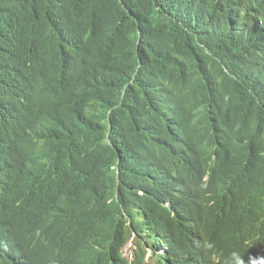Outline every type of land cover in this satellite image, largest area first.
<instances>
[{
	"label": "trees",
	"instance_id": "obj_1",
	"mask_svg": "<svg viewBox=\"0 0 264 264\" xmlns=\"http://www.w3.org/2000/svg\"><path fill=\"white\" fill-rule=\"evenodd\" d=\"M263 139L264 0H0V264L264 258Z\"/></svg>",
	"mask_w": 264,
	"mask_h": 264
},
{
	"label": "clouds",
	"instance_id": "obj_2",
	"mask_svg": "<svg viewBox=\"0 0 264 264\" xmlns=\"http://www.w3.org/2000/svg\"><path fill=\"white\" fill-rule=\"evenodd\" d=\"M6 120H11L9 112L6 113ZM215 226V219H204L191 225L187 234V239L191 245V253L187 260H182V264H219L221 262L222 247L214 236ZM32 231L33 227L30 215L24 210L15 213L13 215V223L0 229V248L3 247L4 244H6L9 249L24 244L33 236ZM78 246L79 244L75 245L71 250L74 253L72 261L80 264L83 257L88 254L93 247L90 246L89 252L84 253L78 250ZM260 252H264V248H262ZM148 255L150 257V254ZM130 258H132V256ZM250 259H252L251 264H264V258H257L256 256H249L247 259L236 257V264H249ZM63 262L64 259L60 255V251H53L36 264H62Z\"/></svg>",
	"mask_w": 264,
	"mask_h": 264
},
{
	"label": "bare ground",
	"instance_id": "obj_3",
	"mask_svg": "<svg viewBox=\"0 0 264 264\" xmlns=\"http://www.w3.org/2000/svg\"><path fill=\"white\" fill-rule=\"evenodd\" d=\"M13 1V0H12ZM27 1V0H26ZM23 2V1H22ZM45 3V2H44ZM235 4V3H234ZM211 5V4H210ZM213 7V6H212ZM13 8V7H12ZM15 10H16V8H15ZM20 10V9H19ZM212 10V9H211ZM131 18V17H130ZM131 20V19H130ZM144 21V20H143ZM135 22V21H134ZM102 23V22H101ZM147 23V22H146ZM34 24V23H33ZM2 25V24H1ZM36 25V24H35ZM80 25H81V23H80ZM106 27V26H105ZM84 28V27H83ZM143 29V28H142ZM149 29V28H148ZM82 31H84V30H82ZM52 32V31H51ZM207 32V31H206ZM192 33H194V32H192ZM150 34V33H149ZM57 35H58V33H57ZM92 36V35H91ZM151 38V37H150ZM204 40H205V38H204ZM245 40V39H244ZM148 41V40H147ZM62 43V42H61ZM213 47V46H212ZM224 49V48H223ZM27 50V49H26ZM86 51H90V50H86ZM78 53V52H77ZM87 54V53H86ZM23 55V54H22ZM90 57V56H89ZM87 58V57H86ZM94 61V60H93ZM24 62V61H23ZM87 62H88V60H87ZM7 63V62H6ZM91 63V62H90ZM93 63H95V62H93ZM78 64V63H77ZM96 64V63H95ZM147 65V64H146ZM99 66V65H98ZM18 67V66H17ZM53 68V67H52ZM78 69V68H77ZM84 69V68H83ZM81 70V69H80ZM79 70V71H80ZM154 72H155V70H154ZM176 72V71H175ZM72 74V73H71ZM3 75V74H2ZM55 76V75H54ZM157 76V75H156ZM191 77V76H190ZM3 78V77H2ZM71 78V77H70ZM162 78V77H161ZM167 79V78H166ZM191 79H193V78H191ZM60 80V79H59ZM156 81V80H155ZM202 81H203V79H202ZM162 82V81H161ZM165 83V82H164ZM189 83V82H188ZM191 84V83H190ZM159 85V84H158ZM164 85V84H163ZM177 85V84H176ZM171 86V85H170ZM185 86H187V84L185 85ZM218 86V85H217ZM174 87V86H173ZM183 88V87H182ZM181 88V89H182ZM193 88V87H192ZM175 89V88H174ZM58 90H60V89H58ZM176 90H178V89H176ZM184 90V89H183ZM187 90V89H186ZM194 90V89H193ZM57 91V90H56ZM170 91H172V90H170ZM61 92H62V90H61ZM52 100H54V99H52ZM57 100V99H56ZM55 101V100H54ZM56 102V101H55ZM51 104H52V102H51ZM153 105H155V104H153ZM262 139V138H261ZM264 140V139H263ZM90 176V175H89ZM74 180H75V178H74ZM45 184V183H44ZM81 187H83L82 185H81ZM66 188L68 189V187L66 186Z\"/></svg>",
	"mask_w": 264,
	"mask_h": 264
},
{
	"label": "rangeland",
	"instance_id": "obj_4",
	"mask_svg": "<svg viewBox=\"0 0 264 264\" xmlns=\"http://www.w3.org/2000/svg\"><path fill=\"white\" fill-rule=\"evenodd\" d=\"M133 247L132 244H129V246L126 248L125 252H126V256L131 257L132 254V250L131 248Z\"/></svg>",
	"mask_w": 264,
	"mask_h": 264
}]
</instances>
